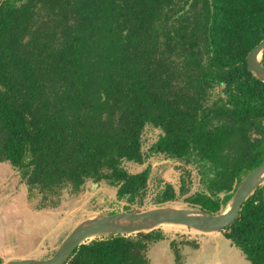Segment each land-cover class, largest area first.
Returning <instances> with one entry per match:
<instances>
[{"label": "trees", "instance_id": "obj_1", "mask_svg": "<svg viewBox=\"0 0 264 264\" xmlns=\"http://www.w3.org/2000/svg\"><path fill=\"white\" fill-rule=\"evenodd\" d=\"M188 1L0 0V162L44 200L103 182L127 211L144 204L149 159L170 158L178 188L157 185L151 203L221 212L264 157V82L246 68L264 0ZM145 129L157 133L148 145ZM223 232L264 264V181ZM161 238L97 235L66 264H150Z\"/></svg>", "mask_w": 264, "mask_h": 264}, {"label": "rangeland", "instance_id": "obj_2", "mask_svg": "<svg viewBox=\"0 0 264 264\" xmlns=\"http://www.w3.org/2000/svg\"><path fill=\"white\" fill-rule=\"evenodd\" d=\"M220 90V86H219ZM223 95V94H222ZM157 133L145 129L146 145ZM148 191L142 197L143 205L130 204L117 199L115 189L103 182L90 189L89 181L77 194L61 189L59 194L42 199L36 188L29 189L8 164L0 162V260L3 262L50 257L75 227L86 217L115 212H137L152 207V195L157 185L165 182L178 188L180 163L170 158H151ZM147 163L125 162L129 172L140 171ZM191 191L198 188L197 176L192 171ZM54 198L53 203L51 199ZM55 204V205H54ZM54 205V206H52ZM163 205L190 207L182 199ZM197 208V207H195ZM161 228L169 238H161L149 247L150 264H249L243 253L230 243L223 230L201 233L194 229L163 224ZM93 238V237H92ZM90 238V239H92Z\"/></svg>", "mask_w": 264, "mask_h": 264}, {"label": "water", "instance_id": "obj_3", "mask_svg": "<svg viewBox=\"0 0 264 264\" xmlns=\"http://www.w3.org/2000/svg\"><path fill=\"white\" fill-rule=\"evenodd\" d=\"M191 1H188L185 9L189 7ZM263 51L264 37L249 50L246 56L247 70L262 82H264V67L260 59ZM222 87L223 84L220 85V90ZM263 181L264 157L238 182L232 197L219 213H209L198 207L159 205L137 212L97 214L78 222L50 257L45 259L19 258L1 264H66L72 252L92 237L102 234H131L148 231L163 224L181 225L201 233L218 232L236 219L244 201ZM97 185V182H91L90 189L92 190Z\"/></svg>", "mask_w": 264, "mask_h": 264}]
</instances>
